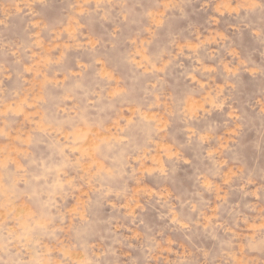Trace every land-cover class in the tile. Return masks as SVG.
I'll list each match as a JSON object with an SVG mask.
<instances>
[{
	"label": "rangeland",
	"instance_id": "rangeland-1",
	"mask_svg": "<svg viewBox=\"0 0 264 264\" xmlns=\"http://www.w3.org/2000/svg\"><path fill=\"white\" fill-rule=\"evenodd\" d=\"M0 264H264V0H0Z\"/></svg>",
	"mask_w": 264,
	"mask_h": 264
}]
</instances>
